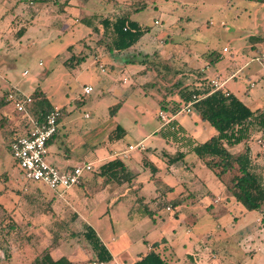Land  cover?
Segmentation results:
<instances>
[{"label":"rangeland","instance_id":"1","mask_svg":"<svg viewBox=\"0 0 264 264\" xmlns=\"http://www.w3.org/2000/svg\"><path fill=\"white\" fill-rule=\"evenodd\" d=\"M122 16L150 31L134 48L112 51L102 20ZM263 51L264 0H0V264H31L45 250L75 264H130L155 242L171 264H264V204L246 209L232 189L237 171L219 176L187 153L217 135L215 127L193 108L176 116L186 133L165 138L158 129L180 86L207 88L233 73L225 88L264 109V62L256 59ZM17 93L34 99L30 111L37 102L61 108L48 158L60 169L93 162L84 185L54 191L26 181L9 148L29 127L27 111L8 100ZM260 134L254 129L248 143L264 152ZM142 140L145 150L125 153ZM166 146L187 153L175 171ZM113 157L135 177L101 179L100 166ZM85 223L112 261H98Z\"/></svg>","mask_w":264,"mask_h":264},{"label":"trees","instance_id":"2","mask_svg":"<svg viewBox=\"0 0 264 264\" xmlns=\"http://www.w3.org/2000/svg\"><path fill=\"white\" fill-rule=\"evenodd\" d=\"M102 25L104 34L111 35L110 50L118 52L134 48L150 31V28L128 16L119 17L115 21L105 18L102 20ZM71 59L81 62L84 58L79 59L73 56ZM178 89L180 93L179 100H174V105L169 111L178 114L190 102L194 94L205 95L206 97L195 103L194 108L199 111L203 120L208 121L217 130V135L205 142L194 144L187 153H195L219 176L237 171L232 187L233 191L236 190L234 192L236 199L250 211L260 209L264 204V178L253 161L248 140L254 129L258 130L261 137L264 138V109L253 110L234 93L226 94L224 90L212 92V86L194 89L180 86ZM170 101L171 99L163 100L162 104L165 108L169 107L167 103ZM121 104L119 102L112 108L114 114L120 109ZM52 108L51 103L37 102L33 111L37 117L41 118ZM62 117L63 113L60 122ZM159 132L165 138H177L184 133V130L181 126H178L177 120H174L171 125L161 126ZM242 142H245V150L240 154L232 153L227 147ZM187 153L181 151L172 154L169 158L170 164L183 160ZM217 168H220V170H217ZM98 172V175L103 177L107 183L128 182L135 177L120 157L101 165ZM84 180L83 177L78 185H84ZM182 201L176 202V206L180 205ZM146 212L148 216H153L149 209ZM176 215H178V212H176ZM84 236L90 242L99 262L108 263L113 260V254L89 223H85ZM160 246V242H155L152 244L151 249L133 264H171L158 250ZM31 264H75V262L67 257L56 260L49 250H45Z\"/></svg>","mask_w":264,"mask_h":264},{"label":"built area","instance_id":"3","mask_svg":"<svg viewBox=\"0 0 264 264\" xmlns=\"http://www.w3.org/2000/svg\"><path fill=\"white\" fill-rule=\"evenodd\" d=\"M224 50L228 51V48ZM257 59L261 62L264 61V51ZM24 74H27V72ZM224 85L225 82L221 81L219 78L211 80L212 92L224 90ZM92 91V86L85 87L86 94H90ZM226 94H229V92L226 91ZM204 97L206 96L194 94L190 102L187 103L178 114L183 112L191 113L195 103ZM8 100L15 101L18 111H27L30 116L28 117L29 130L26 133L15 135L9 144L10 152L21 168L22 174L27 182L32 184H44L54 191H59L61 189L66 191L78 185L85 176V173L94 169L93 162H86L84 165L68 166L64 169H60L49 161V144L58 132L61 123L60 118L62 116L61 108L57 106L53 107L44 116L42 115V117L39 118L35 115L33 109L30 111L27 107V104L34 102L31 96L23 97V95L19 93L10 94ZM178 114L161 110L159 116L163 122L162 127L171 125ZM86 116L88 117L89 114H86ZM172 128H174V126H172ZM138 148L141 150L146 149L144 141H140L136 145L131 144L125 153H129Z\"/></svg>","mask_w":264,"mask_h":264},{"label":"crops","instance_id":"4","mask_svg":"<svg viewBox=\"0 0 264 264\" xmlns=\"http://www.w3.org/2000/svg\"><path fill=\"white\" fill-rule=\"evenodd\" d=\"M257 59V58H256ZM258 60V59H257ZM259 61V60H258ZM264 62V61H263ZM239 71V70H238ZM235 77V74L233 73V74H231L228 78H226L225 80H222V79H220L221 81H223V82H225V85H224V90L225 91H227V92H229V93H233L230 89H226L225 87H226V85H227V83L230 81L229 79H231V78H234ZM253 84H254V82H252ZM200 84H202L201 82H199V83H197L196 85H200ZM254 86V85H253ZM182 87H184V86H182ZM173 98V96H171V95H168L167 96V100H170V99H172ZM241 99V98H240ZM178 116V115H177ZM175 120H177V117H176V119ZM178 122V121H177ZM178 126H181L182 128H183V130H184V133H186L187 132V130L182 126V125H180L179 124V122H178ZM160 128L161 127H158V129L160 130ZM29 130V128H27L25 131H24V133H26L27 131ZM23 134V133H22ZM186 136H188V137H192V136H189L188 135V133H187V135ZM260 136H261V134H260ZM259 136V137H260ZM55 138V137H54ZM194 139V138H193ZM52 141L53 140H51L50 141V145H51V143H52ZM143 141V140H142ZM195 141V140H194ZM260 142L262 143V140H260ZM145 143V142H144ZM167 143H168V140H167ZM197 143V142H196ZM195 143V144H196ZM50 145H49V147H50ZM169 145V144H168ZM169 146H166V147H164V150L165 151H167L166 153L167 154H170V155H172L173 154V152H170V150H169V148H168ZM228 147V149L232 152V153H234V154H240V153H242V151L243 150H245V142H242V143H239V144H236V145H233V146H227ZM250 147H251V152H252V157H253V161H254V163L258 166L259 164V162H258V158H259V156L257 155L258 153H261L262 152V150H261V148H259V147H254V146H252L251 144H250ZM263 147H264V145H263ZM171 148V147H170ZM110 154L109 153H107V152H104V153H102L101 155H100V157H102V156H104V157H110L109 156ZM262 155L264 156V152H262ZM261 155V156H262ZM49 159V158H48ZM112 159H114V157L113 158H110V160H112ZM123 159V158H122ZM99 160V159H98ZM109 160V161H110ZM124 160V159H123ZM49 161L50 162H52V164H54L55 165V162L54 161H51L50 159H49ZM124 162L127 164V166H128V168L130 169V171L131 172H133L134 173V169H132L131 168V165L127 162V161H125L124 160ZM183 162H182V160L181 161H178L177 163H174V164H171L169 167H170V170L172 171H175L176 170V165H181ZM103 165V164H102ZM69 166V165H68ZM134 178V177H133ZM101 179H103V177H101ZM85 184V183H84ZM207 193H208V191H207ZM221 201V198L219 197V196H216V197H214V202L215 203H218V202H220ZM181 204H183V201H182V203ZM180 204V205H181ZM179 215V214H178ZM177 215V216H178ZM189 231L188 232H190V229H188ZM148 245H149V248H148V251H149V249H150V247H151V245L148 243ZM147 251V252H148ZM146 252V253H147ZM145 253V254H146ZM53 257L55 258V256L53 255ZM141 258V256H139V258H136V260H133V262L132 263H130V264H133L135 261H137V260H139ZM56 259V258H55ZM113 259H114V256H113ZM264 260V259H263ZM171 263V262H170Z\"/></svg>","mask_w":264,"mask_h":264}]
</instances>
